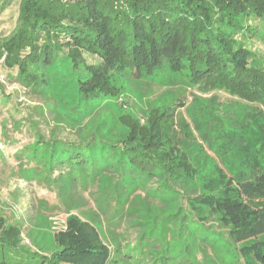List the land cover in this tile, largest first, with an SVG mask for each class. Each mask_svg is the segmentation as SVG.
I'll return each mask as SVG.
<instances>
[{
  "label": "trees",
  "instance_id": "obj_1",
  "mask_svg": "<svg viewBox=\"0 0 264 264\" xmlns=\"http://www.w3.org/2000/svg\"><path fill=\"white\" fill-rule=\"evenodd\" d=\"M12 1L1 0L0 11ZM18 2L16 28L0 39V60L8 77L43 99L34 108L42 117L26 116L28 129L34 132L32 142L17 153L22 158L17 169L20 178L55 188L65 199L71 198L77 185L110 187L107 199L116 203L119 221L134 216L144 226L138 242L143 237L155 239V226L150 223L154 212L146 205L135 206L130 196L141 186L158 182L168 190L170 200L185 199L187 222L178 229V237L184 227L189 235H196L216 224L220 234L225 231L234 243L241 264H264V66L250 46L257 27L250 20H264V0ZM88 56L99 61L89 62ZM133 73L140 79L186 80L190 87L206 91L224 89L255 102L258 110L253 116L231 118L225 128L208 130L203 126L207 120L200 118L205 109L195 96L191 119L202 142L192 137V131L187 139L169 142L162 125L164 116L176 109L173 99L158 105L150 102L143 114L137 108L124 109L118 101L131 94L127 76ZM2 87L0 83V100L6 102L10 96ZM91 106L95 111L90 117L91 113L80 119L72 114ZM91 119L99 121L91 126ZM244 119L251 121L249 132L257 129L254 140L243 130ZM40 120L55 122L58 129L63 128L58 127L61 123L71 126L77 138L60 137L52 128L41 132ZM7 122L2 120L4 137H8ZM189 128L190 124L184 129ZM256 141L260 147L256 148ZM75 202L67 203L74 207ZM183 209L176 206L169 223L181 214L184 217ZM101 221L93 217V225L69 216L68 230L56 237L58 247L42 264H107L111 254L118 256L121 244L111 249L105 243ZM0 227V249L16 247L17 224L5 226L0 218ZM11 234L14 239L8 241ZM33 241L40 244L36 236ZM146 245L152 254L151 244ZM3 254L1 263L6 264ZM38 254L33 251L30 256Z\"/></svg>",
  "mask_w": 264,
  "mask_h": 264
},
{
  "label": "rangeland",
  "instance_id": "obj_2",
  "mask_svg": "<svg viewBox=\"0 0 264 264\" xmlns=\"http://www.w3.org/2000/svg\"><path fill=\"white\" fill-rule=\"evenodd\" d=\"M18 3V0H13L0 11V39L12 33L16 28ZM250 24L257 26L253 27L255 33L250 36V46L255 47L260 55V63L264 66V20L251 19ZM97 60L95 57L88 56L89 62ZM7 70L0 60V83L3 85L4 93L10 96L6 102L0 100V218L5 222V226L17 224L19 230L17 242L19 241V244L10 250L0 249V264H2L3 253L7 255L6 264H42L45 256H49L58 247L56 237L60 232L68 230V218L73 215L93 225L94 223L90 222L93 217L101 219L102 232L100 233L105 237V243L111 249L117 244H121L122 253L119 252L118 256L111 254L107 264H241L244 262L242 259L238 261L236 249L233 248L234 243L230 241L225 231V235L224 233L220 234L222 229L216 224L202 228L203 232L196 235H189L187 228L184 227L180 233L181 237H178V229L182 223L187 222L188 210L185 199L183 201L181 198L179 201L170 200L166 193L168 190L160 188L158 182L153 181L146 186H141L130 196L131 201L134 200L132 204L135 206L146 205L154 212L150 223L155 226L153 235L156 240L148 241L146 237H143V241L138 242L137 238L139 233L145 230L144 226L140 227L136 223L137 219L131 216L128 210L125 214L131 217L121 218L119 221L116 203L114 200H109V202L107 199L110 187L103 189L94 184L88 186L87 188H90L87 189L83 185H77L71 198L65 199L64 193L58 194L55 188L51 190L35 181L32 183L23 181L17 173L19 160L22 159H19L17 153L22 147L32 142V133L34 132L28 129L26 116L32 113L34 117H42L36 113L34 108L43 99L39 94L24 88L16 79L8 77ZM127 78L131 85L129 87L133 90L130 91L131 94H124L118 99L124 109L134 110L137 108V111L143 114L148 112L150 102L154 101V104L158 105L173 99L176 109L173 115L164 116L162 125L165 137L169 139V142L172 140L173 143H176L180 138L181 140L187 139L189 131L193 132V138L196 137L198 142H202V137L195 130L196 127L191 119L194 115L191 102L195 96L200 99L201 105L205 109L206 114L200 118L207 120L203 126L208 130L210 128L216 131L225 128L231 118L235 119L245 113L246 116H253L254 112L258 110V107H255L257 105L255 102L243 99V97L224 89L213 88L206 91L204 87H200V89L190 87L186 80L184 82L176 81V79H167L164 76L155 78L144 76L140 79L133 73ZM196 101L200 103L198 99ZM180 103L184 105H179ZM262 110L264 111V109ZM92 111L93 113L95 111L93 106L84 107L73 110L72 114L80 119ZM247 113L249 114L247 115ZM3 119H8V137L1 134ZM247 119H244L241 124L246 127L243 129L246 130V135L254 140L257 137L254 135L257 133V129L253 130L254 132H249L247 128L251 121ZM19 120H22L21 123L18 122ZM140 120L144 122L143 117H140ZM97 121L99 120L97 119ZM97 121L91 119L88 123L92 126L94 123L96 125ZM53 124L56 123L48 124L47 121L40 120L38 128L41 132L46 133L49 128H52L51 132L59 133L60 137L77 138L76 131L71 126L65 127V124L61 123L58 127L63 128L58 129ZM188 124H190V130L184 129ZM214 134L216 133L213 132ZM256 145V148L260 147V143L257 144V141ZM205 148L211 155H214L207 146ZM73 199L76 201L74 207L69 204ZM65 203L70 205L69 209L66 208ZM175 205L184 207V217L181 214L169 223V215L178 211H176ZM201 220L204 219H198L200 222ZM214 220L215 218L208 222L213 224ZM1 229L0 227V236H2ZM111 230L114 231V234L108 236V232ZM34 236L40 244L33 241ZM7 239L11 241L14 239V235L11 234ZM145 242L151 244L149 249L152 250V254L147 252L148 246ZM152 243L155 244L152 245ZM0 248H2L1 243ZM33 251L39 253L34 258L30 256ZM244 258L247 262V256ZM45 264L47 263L45 262Z\"/></svg>",
  "mask_w": 264,
  "mask_h": 264
}]
</instances>
